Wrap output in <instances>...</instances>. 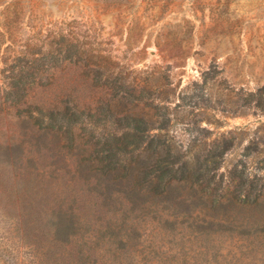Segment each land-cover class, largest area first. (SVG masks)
I'll return each instance as SVG.
<instances>
[{
	"label": "trees",
	"instance_id": "16d2710c",
	"mask_svg": "<svg viewBox=\"0 0 264 264\" xmlns=\"http://www.w3.org/2000/svg\"><path fill=\"white\" fill-rule=\"evenodd\" d=\"M64 42L50 44L60 52ZM70 44L69 90L46 107L28 98L50 84L36 63L11 65L0 87V240L19 243L3 263L264 264V176L233 168L224 185L217 170L231 140L208 143L194 121L184 148L167 105L151 102V116L132 105L122 69L90 43ZM159 96L168 102L169 90ZM179 99L177 108L211 102L201 89Z\"/></svg>",
	"mask_w": 264,
	"mask_h": 264
},
{
	"label": "rangeland",
	"instance_id": "374dc122",
	"mask_svg": "<svg viewBox=\"0 0 264 264\" xmlns=\"http://www.w3.org/2000/svg\"><path fill=\"white\" fill-rule=\"evenodd\" d=\"M61 37L68 44L59 52L50 42ZM75 40L90 43L107 65L126 73L123 96L132 105L150 116L151 102L167 105L162 112L184 148L196 135L194 121L210 130L208 143L231 140L217 170L224 185L233 168L246 179L264 176V105L256 104L264 102V0H0V87L7 90L11 65L26 72L36 63L50 84L28 98L46 107L69 90L70 66L61 59ZM195 89L210 106L177 108L179 95ZM163 90L168 102L160 101ZM175 112L184 118L173 119ZM5 237L0 264H14L3 260L19 243L10 233Z\"/></svg>",
	"mask_w": 264,
	"mask_h": 264
}]
</instances>
